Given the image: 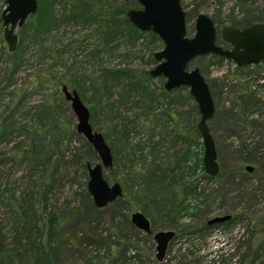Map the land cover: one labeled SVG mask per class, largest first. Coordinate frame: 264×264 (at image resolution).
<instances>
[{"label":"rangeland","instance_id":"1","mask_svg":"<svg viewBox=\"0 0 264 264\" xmlns=\"http://www.w3.org/2000/svg\"><path fill=\"white\" fill-rule=\"evenodd\" d=\"M179 2L185 13L187 36H191L194 31V18L198 13H204L212 20L216 28L217 43H221L218 31L222 26L240 27L242 21L264 24V0ZM3 6L4 2L0 0V10ZM57 9L58 5L54 7L55 11ZM1 29L0 25L2 37ZM87 31L88 28L74 24L52 29L43 46L60 51L55 61L49 57L40 59L36 52L38 46L28 44L24 49L27 61L18 76L24 77L37 67L46 68L53 63L55 65L50 67L52 71H60L63 66H79L78 75L92 79L96 76L94 71L99 63L102 66L126 64L146 70L154 65L145 61L151 48L148 36L137 39L132 46L121 43L113 56H102L100 61L85 58L86 48L94 45L93 40H85ZM14 32L17 35V46L19 28ZM2 43L6 47L3 39ZM222 46L227 47L225 44ZM159 48L161 45L153 50ZM212 60L208 55L195 57L188 63V68L197 67L209 86L214 113L208 122V129L215 146L218 172L223 174L212 180L206 179L202 175V163L199 165L201 168L196 167L189 174L190 169L187 167L191 166V162L186 161L183 180H195L199 193L196 196L190 195L189 199L185 198L192 206L182 209L178 216H169L171 223H174V229L164 227L163 222L169 218H163L162 215L157 217L152 209L146 208L148 214L144 216L149 220L151 233L165 229H171L175 233L167 244L162 260L155 259L152 234L129 226L130 213L139 211L143 214V206L140 196L142 186L139 183L134 184L128 174L141 171L143 164L141 160H134L128 166L126 159L122 161L125 155L124 150H121L122 142L117 131L115 133L112 130L113 133L108 134L106 143L115 151V160L112 161L111 168L104 170V176L109 182L118 181L122 190L126 187L127 192L122 193L116 205L106 206L82 220L73 219L72 214L66 227L72 243L64 246L57 264H264V63L231 69L227 62H224L225 66L222 67V63L215 64ZM66 78L68 75H65ZM162 82L161 76L152 77L149 80V89L157 93ZM87 84V81L83 83L84 87L82 86L78 96L90 110L93 104L89 100L92 90L86 87ZM58 94L61 98L57 101L58 109L75 124V116L69 103L63 99L60 89ZM113 97V106L119 116L112 118L110 123L124 124L125 128L129 129L127 138L131 145L146 143L148 133L144 128L139 129L140 120H144L139 112L140 108L131 106V102L127 100L117 102L115 96ZM164 107L163 100L157 98L154 107L145 117L146 125L154 124L157 117L161 118L159 125H162V128H155L154 139L157 135H164L166 131L172 134L174 128V119L162 114L157 116ZM184 107L177 105L176 109L169 108V112L180 111ZM106 111H95L94 118L89 120L93 129L101 134L106 132L107 122L104 117L106 114H112ZM119 128L120 126L116 125V129ZM182 134L184 141H191L187 149L190 151L192 162H195L196 157L202 160L200 137H193L192 130L188 128H185ZM78 135L79 137H68L65 165L71 175L65 177L62 197L70 209L76 210L81 209V197L75 192L79 194L87 180L86 168L80 166V160L82 157L89 159L90 163L98 160L96 155L91 156L85 145L86 141ZM170 145L171 141L163 140L161 149L165 151L166 146ZM90 150L94 153L91 146ZM167 153L171 154L172 150L167 149ZM246 165L251 166L250 171L244 169ZM124 179L125 187L122 183ZM194 207L196 209H192ZM223 214L240 215H236L229 225H213L209 232L203 235L201 226L204 222ZM122 247H126L125 255L129 256L125 260H120L117 256Z\"/></svg>","mask_w":264,"mask_h":264},{"label":"trees","instance_id":"2","mask_svg":"<svg viewBox=\"0 0 264 264\" xmlns=\"http://www.w3.org/2000/svg\"><path fill=\"white\" fill-rule=\"evenodd\" d=\"M36 4L35 13L29 15L19 27L18 43L14 51L7 50L0 34V264H57L64 246L72 243L70 232L66 231L72 214L73 219L82 220L106 206L118 203L119 198H116L104 207L96 208L85 185L79 194L75 192L81 197V209H70L62 199L65 177L71 175L65 165L68 137H79L74 124L58 109L57 101L61 100L58 90L62 84L74 89L80 96L83 83L88 82L86 87L92 90L89 100L93 103L88 109L89 120L94 118L97 110L112 113L104 117L107 126L102 135L106 141L108 134L113 133L112 130L115 133L117 131L122 142L121 150L125 152L122 161L126 159V165H131L134 160L142 161V170L130 172L128 178L142 186L140 196L143 214H148L146 208L152 209L157 217L162 215L163 218H169L163 222L164 227L173 228L174 223H171L169 216H178L182 209L192 206L185 198L189 199L190 195L196 196L199 193L195 180H183L186 161L191 162V166L187 167L190 169L189 174L200 167L201 163L198 157L192 162L187 149L191 141H184L182 134L188 128L192 130L193 137L199 138L195 127L198 113L185 87L165 91L159 85L156 93L149 89L152 77L148 70L126 64L102 66L99 63L94 71V80L80 77L79 66H63L60 71H52L50 67L55 63L46 68L37 67L24 77L18 76L27 61L24 49L28 44L38 46L36 52L40 59L49 57L56 60L60 51L43 45L52 29L67 24L88 28L84 38L93 40L94 45L86 48L85 58L100 61L102 56H113L121 43L132 46L137 39L148 36L151 48L145 61L155 63L152 52L161 45L160 40L152 32L138 31L125 16L128 8L138 7L137 2L36 0ZM56 5L59 9L55 11ZM242 22L240 27L249 25L248 21ZM208 56L213 58L215 64H220L224 59L212 54ZM261 62L264 63V60ZM65 75L68 78L65 79ZM113 96L117 102L127 100L131 106L140 108L144 123L141 119L139 129L147 131L146 143L131 145L127 138L129 129L124 124L110 123L112 118L119 116L113 106ZM157 98L162 99L165 106L157 116L162 114L175 122L172 134L166 131L154 139L155 128H162L159 125L161 118L157 117L154 124L146 125L145 117L154 107ZM177 105L185 107L180 111L169 112V108L176 109ZM116 125L120 126L118 130ZM163 140L171 141L165 151L161 149ZM85 145L91 156L95 157L90 145L86 142ZM109 148L114 161L115 151ZM167 149H171L172 153L168 154ZM88 160L82 157L80 166L85 168ZM222 174L217 172L214 176H208L202 173L208 180ZM126 179L122 181L124 187ZM123 192H127L126 187ZM236 215L240 214L230 215L228 220L212 225H206L207 219L201 226L203 235L213 225H229ZM129 226L133 227L131 224ZM125 252L126 247H122L118 259L129 258Z\"/></svg>","mask_w":264,"mask_h":264},{"label":"water","instance_id":"3","mask_svg":"<svg viewBox=\"0 0 264 264\" xmlns=\"http://www.w3.org/2000/svg\"><path fill=\"white\" fill-rule=\"evenodd\" d=\"M137 8H128L125 16L128 21L142 32H152L161 42V48L152 52L154 65L148 69L151 77L161 76L162 87L170 91L185 87L195 104L198 118L196 130L199 134L202 151V170L208 176L218 172L216 151L213 139L208 129V122L214 113V105L208 84L197 67L188 68V63L195 57L217 55L231 60L236 66L255 65L264 60V24L255 22L242 27L222 26L219 40L228 45L223 47L217 43L216 28L212 20L204 13H198L194 18V31L186 35L185 13L179 0H135ZM0 10V25L2 39L9 52L15 50L16 28L21 27L29 15L36 11V0H3ZM62 97L69 103L75 116V132L90 144L97 161L85 162L87 172L86 191L92 204L102 208L122 195V186L118 181L109 182L104 176V170L111 168L112 155L103 135L93 129L89 122V110L80 100L74 89L60 86ZM246 171L251 166L244 167ZM229 214L215 216L206 221V225L221 223L228 220ZM130 223L144 233H150L149 220L139 211L129 215ZM155 243V259L161 261L169 240L174 236L171 229L153 231ZM242 264V263H237Z\"/></svg>","mask_w":264,"mask_h":264},{"label":"built area","instance_id":"4","mask_svg":"<svg viewBox=\"0 0 264 264\" xmlns=\"http://www.w3.org/2000/svg\"><path fill=\"white\" fill-rule=\"evenodd\" d=\"M224 62H227L228 64H229V68H231V69H237V67H236V65L233 63V62H230V61H226V60H223L221 63V66L222 67H224L225 65H224ZM224 71V70H223Z\"/></svg>","mask_w":264,"mask_h":264},{"label":"flooded vegetation","instance_id":"5","mask_svg":"<svg viewBox=\"0 0 264 264\" xmlns=\"http://www.w3.org/2000/svg\"><path fill=\"white\" fill-rule=\"evenodd\" d=\"M1 32H2V29H1ZM222 44H225V43H223V42H221ZM227 47H228V45L227 44H225ZM122 186V185H121ZM122 193H123V190H122ZM119 197H121V196H119ZM119 197H117V198H119ZM115 200V199H114ZM113 200V201H114ZM132 225V224H131ZM133 226V225H132ZM134 227V226H133ZM151 233V232H150Z\"/></svg>","mask_w":264,"mask_h":264}]
</instances>
